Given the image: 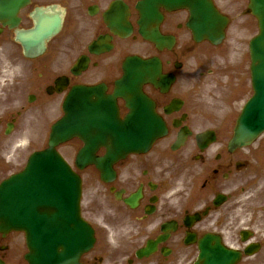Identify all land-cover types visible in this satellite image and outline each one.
<instances>
[{"label": "flooded vegetation", "instance_id": "flooded-vegetation-1", "mask_svg": "<svg viewBox=\"0 0 264 264\" xmlns=\"http://www.w3.org/2000/svg\"><path fill=\"white\" fill-rule=\"evenodd\" d=\"M211 1L230 24L234 16L250 14V0ZM143 3L30 0L15 27L0 22V184L24 168L26 152H11L18 140L40 132L46 112L60 118L74 87L92 88L95 101L114 93L129 56L157 58L161 74L156 80L165 86L173 77L172 83L167 90L153 82L143 89L167 133L148 152L117 162L109 181L94 167L85 173L83 187L98 185L95 194L83 188L81 200V216L94 227L96 242L78 264H203V253L220 264H264V135L255 146L229 148L232 96L248 89L247 62L229 58L227 40L217 47L196 41L188 8L152 3L141 14ZM141 23L164 46L144 37ZM37 28L57 30L45 38L42 52L28 56L18 35ZM81 57L85 68L73 72ZM212 60L216 70L205 74L203 65ZM174 99V110L166 111ZM115 105L124 118V100L117 97ZM184 128L191 135L173 148ZM55 213L36 208L40 218L51 221ZM149 243L156 247L148 248ZM225 250L239 258L229 261ZM29 253L27 227L0 223V264H31Z\"/></svg>", "mask_w": 264, "mask_h": 264}, {"label": "water", "instance_id": "water-1", "mask_svg": "<svg viewBox=\"0 0 264 264\" xmlns=\"http://www.w3.org/2000/svg\"><path fill=\"white\" fill-rule=\"evenodd\" d=\"M259 4L257 5V8L259 9V20H260V28L261 33L260 35L255 38L251 43V51H252V73H253V84L255 89V95L254 97L249 101L246 108L244 109L237 127H236V136L235 141L237 143L244 142V141H251L257 136L260 132L264 130V0L258 1ZM133 63V64H132ZM146 64L145 62L141 60H132L129 61L127 64V75L128 79L124 83V88L126 90V93L131 94L132 93V83L133 79H139L141 81L142 78H144L146 73ZM132 65V66H131ZM136 65H138V70L136 71ZM145 67V69L143 68ZM143 98L139 96L138 98V106L140 107L138 111L140 112L143 105ZM72 120L77 121V118H73ZM146 120L150 121L149 118ZM147 121V122H148ZM149 123V122H148ZM100 131H103L98 136L102 137L104 136L105 132L108 130L111 131L112 136L114 137V145L118 149L120 148H130L125 149V151L133 150V146H140L144 145L147 146L149 142L154 138V136L160 135L163 133V127L162 126H154L150 124H145L143 122H139L135 117H130V121L122 124V126L116 127V126H110L106 127L103 126L99 128ZM86 132V128L83 126H79L76 123H71L68 125L66 122L65 124L59 125L54 129V134H52V141L51 143H56L57 140L60 142L61 139L64 140L69 135L75 133V134H82L84 135ZM103 137L102 139H104ZM96 139V138H94ZM139 143H135L138 142ZM138 148H135L137 150ZM91 151V150H90ZM84 152V151H83ZM48 153H51L49 150L48 152H45V155H37L33 157V161L31 160V164L29 165V168H35V174H32V176L38 175V172L41 168L43 160L50 159L55 164H59L56 158L51 155V153L48 156ZM61 163V159L59 160ZM82 162L84 160H81ZM63 165V164H62ZM59 168L61 165H58ZM51 167V166H50ZM79 178L76 175L75 176V183L79 184ZM12 184H20L18 180L12 181ZM31 190V189H30ZM14 191V190H12ZM17 191V190H15ZM76 193H78V189L75 190ZM5 189L0 190V209L1 211H5L6 207H16L19 209V202H13L10 205H3V201L5 200ZM23 192H25L23 190ZM17 209V210H18ZM35 225V224H34ZM36 233V229L33 231ZM83 237L80 236V234H75L74 236H71L69 238H61V237H39L37 236L35 239L32 240V246L34 247V250L38 251L41 264L46 263L45 260L48 259L47 262H50L53 258L48 257V255L54 254L57 246L65 245L69 248H77L78 245L82 246L81 249H87L90 245L89 242L85 241V244H83ZM92 241V236L90 238ZM80 249V250H81Z\"/></svg>", "mask_w": 264, "mask_h": 264}, {"label": "rangeland", "instance_id": "rangeland-1", "mask_svg": "<svg viewBox=\"0 0 264 264\" xmlns=\"http://www.w3.org/2000/svg\"><path fill=\"white\" fill-rule=\"evenodd\" d=\"M255 31H257L256 30V28H254V27H251V29L249 30V32L245 35V37H246V39H245V37H244V40H247L248 41V39H250V37H252L256 32ZM231 39H234V37H232ZM245 42V44H244V49L243 48H239V50H237L238 52H245L246 51V48H247V44H248V42ZM250 94H251V91L249 92V94L247 95V96H245L244 97V101L243 102H241L238 106H239V108L234 104V106H232V109H233V115L235 114V115H237V114H239L240 113V108H241V106H243V104H244V102L247 100V98L250 96ZM236 96H238V95H233L232 96V99L234 98V97H236ZM73 142H71V143H69V146H67V147H63V151H69L70 152V150H75L77 147L74 145V147H73ZM75 152V151H74Z\"/></svg>", "mask_w": 264, "mask_h": 264}]
</instances>
